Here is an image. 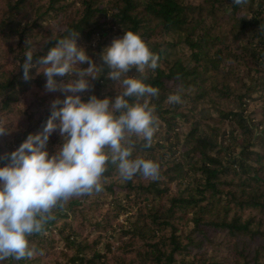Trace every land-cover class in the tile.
I'll return each instance as SVG.
<instances>
[{"label": "trees", "instance_id": "16d2710c", "mask_svg": "<svg viewBox=\"0 0 264 264\" xmlns=\"http://www.w3.org/2000/svg\"><path fill=\"white\" fill-rule=\"evenodd\" d=\"M129 30L159 57L143 80L160 90L149 98L158 131L133 152L160 165L159 179L124 182L109 163L103 191L56 210L53 229L29 237L44 255L22 263L264 264V0H0V149L42 133L51 102L71 95L47 91L38 71L58 39L79 34L103 66L78 95L114 99L123 89L100 53ZM128 75L143 79L135 67ZM177 92L182 102L168 103ZM61 142L58 131L49 137L50 156Z\"/></svg>", "mask_w": 264, "mask_h": 264}, {"label": "clouds", "instance_id": "9594fccd", "mask_svg": "<svg viewBox=\"0 0 264 264\" xmlns=\"http://www.w3.org/2000/svg\"><path fill=\"white\" fill-rule=\"evenodd\" d=\"M246 3L247 0H233L235 5ZM78 37L72 33L58 39L38 62L39 73L46 77V90L71 95L51 102V114L42 133L29 134L16 150L0 156V160L8 161L0 167V261L43 256V250L30 245L29 237L46 235V226L56 218V210L63 211L71 199L102 192L101 178L109 163L117 166L124 182L137 175L159 179L157 162L133 158L137 141L149 148L158 131L159 121L149 98L158 97L160 90L143 82L147 79L146 69L158 67V55L139 34L124 31L100 53L110 69L108 78L119 83L123 91L114 99H100L93 94L85 101L78 93L92 87L90 81L99 78L97 71L103 66H98L77 44ZM33 53L28 47L20 66L25 80L31 78ZM84 64L89 66L81 67ZM134 67L143 79L128 75ZM65 74L75 78L57 84L54 77ZM132 98L135 102H130ZM167 102L181 103V95L170 94ZM5 130L0 122V134ZM57 131L62 142L50 156L46 145Z\"/></svg>", "mask_w": 264, "mask_h": 264}, {"label": "water", "instance_id": "95a60500", "mask_svg": "<svg viewBox=\"0 0 264 264\" xmlns=\"http://www.w3.org/2000/svg\"><path fill=\"white\" fill-rule=\"evenodd\" d=\"M61 214H62V213H58V214H56V215H55L56 218H55L54 220L50 221V222L47 224V226H46L47 232L51 230V228L54 226L56 220L58 219V217H59ZM36 235H41V234H36ZM10 260H11V264H23V263H22V260H21V261H16V260H14V259L12 260L11 258H10Z\"/></svg>", "mask_w": 264, "mask_h": 264}, {"label": "rangeland", "instance_id": "374dc122", "mask_svg": "<svg viewBox=\"0 0 264 264\" xmlns=\"http://www.w3.org/2000/svg\"><path fill=\"white\" fill-rule=\"evenodd\" d=\"M5 153H8V152H7V151H3V150L0 149V156H2V155L5 154ZM7 163H8L7 160H0V166H2V167L5 166ZM124 220H125L124 217H122V218H121V222H125ZM53 227H54V226H53ZM53 227L51 228V230L53 229ZM51 230H50V231H51ZM48 232H49V231H48Z\"/></svg>", "mask_w": 264, "mask_h": 264}]
</instances>
